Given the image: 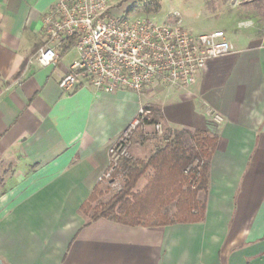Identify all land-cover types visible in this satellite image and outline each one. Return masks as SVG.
Here are the masks:
<instances>
[{
    "label": "crops",
    "instance_id": "0c3cea01",
    "mask_svg": "<svg viewBox=\"0 0 264 264\" xmlns=\"http://www.w3.org/2000/svg\"><path fill=\"white\" fill-rule=\"evenodd\" d=\"M55 1L0 0L1 264H264V28L224 30L232 51L190 86L64 93L76 50L33 58ZM144 107L166 131L216 137L202 221L127 226L82 211Z\"/></svg>",
    "mask_w": 264,
    "mask_h": 264
},
{
    "label": "built area",
    "instance_id": "2783aa9c",
    "mask_svg": "<svg viewBox=\"0 0 264 264\" xmlns=\"http://www.w3.org/2000/svg\"><path fill=\"white\" fill-rule=\"evenodd\" d=\"M114 10L110 0H56L43 15L44 42L33 58L47 66L59 58L65 46L77 52L58 83L64 93L80 87L105 93L139 92L154 81L190 86L207 60L232 51L224 30L193 34L185 29L178 14L163 23L139 18L129 22L123 12ZM143 114L141 108L110 146L108 170L129 158V132ZM215 120L222 118L216 115ZM153 128L158 133L163 131L160 123L153 124Z\"/></svg>",
    "mask_w": 264,
    "mask_h": 264
},
{
    "label": "trees",
    "instance_id": "16d2710c",
    "mask_svg": "<svg viewBox=\"0 0 264 264\" xmlns=\"http://www.w3.org/2000/svg\"><path fill=\"white\" fill-rule=\"evenodd\" d=\"M71 48L65 46L63 51ZM37 51V50H36ZM148 112L142 119L144 125L155 124L156 110L144 107ZM171 134V135H170ZM189 135L191 144L186 146L183 137ZM171 140L146 160L124 158L121 161L123 170H127L124 186L105 204L95 206L89 221L108 218L127 226H161L173 223H193L202 221L205 214V198L208 188L209 164L216 148L217 139L202 131L179 132L167 131ZM198 161L199 170L190 175L184 171L193 161ZM153 169V175L142 191L133 193L132 189L147 169ZM188 178L191 182L183 185ZM193 184L195 187L192 188ZM94 188L91 196L81 207L82 211L90 201H95ZM204 193L203 201L197 199L198 192ZM171 203H175V213L170 218L163 213Z\"/></svg>",
    "mask_w": 264,
    "mask_h": 264
},
{
    "label": "rangeland",
    "instance_id": "374dc122",
    "mask_svg": "<svg viewBox=\"0 0 264 264\" xmlns=\"http://www.w3.org/2000/svg\"><path fill=\"white\" fill-rule=\"evenodd\" d=\"M110 2L113 4L114 11L122 10L121 12L125 14L129 22L139 18L163 23L165 19H170L178 14L182 18L185 29L193 34L216 29L238 34L243 30L236 28L237 22L244 20L264 28V0H123L120 4H115L114 0H110ZM147 114L148 112L144 111L139 123L129 132L128 154L132 159L146 161L158 147H162L171 140V137L166 136L167 131L164 126H162L163 131L158 133L154 131L152 125L146 127L147 125L142 123V119ZM155 118L157 119V117ZM183 143L186 146L191 144L189 135L183 137ZM132 148L135 149V154L132 152ZM195 170H199L197 160L187 166L184 173L190 175ZM152 175L153 169H147L138 179L132 192L142 191ZM126 178L127 170H123L121 165L107 171L106 177L97 186L95 201H90L85 208L84 213L88 218L93 214L95 206L107 203L114 194L123 188ZM189 182H191L190 178L183 187H186ZM194 187L195 184L192 188ZM197 199L203 201L204 193L202 191L198 192ZM162 211L171 218L175 213V203H171Z\"/></svg>",
    "mask_w": 264,
    "mask_h": 264
},
{
    "label": "water",
    "instance_id": "95a60500",
    "mask_svg": "<svg viewBox=\"0 0 264 264\" xmlns=\"http://www.w3.org/2000/svg\"><path fill=\"white\" fill-rule=\"evenodd\" d=\"M0 264H1V262H0Z\"/></svg>",
    "mask_w": 264,
    "mask_h": 264
}]
</instances>
